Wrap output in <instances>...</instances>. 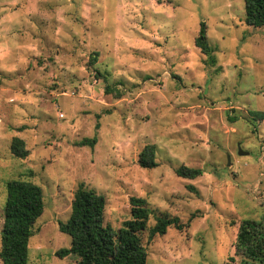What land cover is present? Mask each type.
<instances>
[{"label": "rangeland", "instance_id": "1", "mask_svg": "<svg viewBox=\"0 0 264 264\" xmlns=\"http://www.w3.org/2000/svg\"><path fill=\"white\" fill-rule=\"evenodd\" d=\"M201 23L212 65L194 45ZM251 112L264 113V27L246 25L243 0H0V232L6 183H32L44 209L27 264H75L55 254L82 184L115 230L130 197L178 218L181 231L142 235L146 264H232L240 221L264 219V121ZM146 146L154 169L137 163Z\"/></svg>", "mask_w": 264, "mask_h": 264}, {"label": "trees", "instance_id": "2", "mask_svg": "<svg viewBox=\"0 0 264 264\" xmlns=\"http://www.w3.org/2000/svg\"><path fill=\"white\" fill-rule=\"evenodd\" d=\"M245 23L247 26L264 27V0H243ZM195 47L213 64L212 48L208 45L206 26L201 23L198 35L194 41ZM96 62V54L91 63ZM105 80V77L98 74ZM104 94H114L121 97L117 88L105 86ZM255 120L264 121V113L251 112ZM96 140L84 139L79 146L93 147ZM10 151L16 158L28 156L24 142L14 138ZM138 165L143 169H154V146H146L138 156ZM177 177L194 180L202 175L201 169L180 166L175 170ZM188 190L196 193L193 186ZM6 199L3 209V224L0 232V262L1 264H27L28 241L32 235L33 226L43 213V195L41 189L26 181H9L5 185ZM130 218L123 222L119 229H113L102 222L105 199L95 191L78 185L73 194L70 215L65 223H58V229L70 237L68 249L56 252L58 258L72 256L75 264H146L147 252L142 242V235L147 232V242L166 234L168 228L183 230L178 218L166 213L153 214L147 208L142 198L130 197ZM150 217L154 224L148 227ZM264 264V219L260 221H240L235 237L234 256L229 262L234 264Z\"/></svg>", "mask_w": 264, "mask_h": 264}, {"label": "water", "instance_id": "3", "mask_svg": "<svg viewBox=\"0 0 264 264\" xmlns=\"http://www.w3.org/2000/svg\"><path fill=\"white\" fill-rule=\"evenodd\" d=\"M239 154L240 155H244L245 153L244 152H241V151H239ZM227 165H229V162H228V164Z\"/></svg>", "mask_w": 264, "mask_h": 264}]
</instances>
